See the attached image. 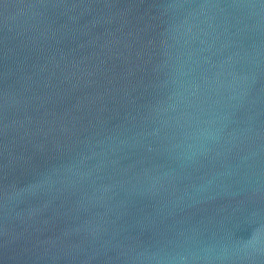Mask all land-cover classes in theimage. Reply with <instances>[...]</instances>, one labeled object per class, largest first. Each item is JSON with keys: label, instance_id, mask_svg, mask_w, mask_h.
Returning <instances> with one entry per match:
<instances>
[{"label": "water", "instance_id": "1", "mask_svg": "<svg viewBox=\"0 0 264 264\" xmlns=\"http://www.w3.org/2000/svg\"><path fill=\"white\" fill-rule=\"evenodd\" d=\"M0 264H264V0H0Z\"/></svg>", "mask_w": 264, "mask_h": 264}]
</instances>
